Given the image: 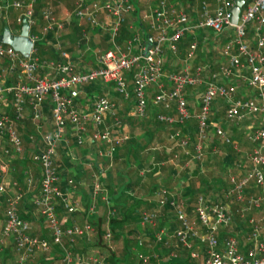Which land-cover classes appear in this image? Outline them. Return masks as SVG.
<instances>
[{"label":"built area","instance_id":"built-area-1","mask_svg":"<svg viewBox=\"0 0 264 264\" xmlns=\"http://www.w3.org/2000/svg\"><path fill=\"white\" fill-rule=\"evenodd\" d=\"M72 1L73 16L103 29L112 44V49L97 54L95 65L85 70H79L57 44L52 45L58 51L56 59L38 58L36 42L42 35L48 32L55 35L63 28L54 20L48 8L41 10L43 24L35 32V0H15L10 4L20 11L15 19L18 27L23 20L26 22V38L30 47L28 53L23 55L0 42V197H4L0 251L10 240L16 254L15 264H30L35 254L50 248L46 239L29 235L30 224L18 214L17 206L22 193L9 178L14 169L12 160L24 152V142L18 129L26 119L32 122L39 137L37 145L35 133L27 137L29 143L34 144L31 160L40 169L38 194L31 197L30 203L40 214L52 245L62 249L60 264H71L72 261L70 251L64 247L65 242L70 247L75 237L88 239L92 236L94 230L89 222L84 221L81 226L72 224L63 227V221L56 214L57 202L62 204L66 213L83 209L82 203L74 197L78 182L70 178L60 179L57 150L61 147L67 151L70 138L77 145L86 140L96 143V155L111 158L115 145L126 139V136L114 134L120 126V119L116 105L108 94H87L83 89L99 83L111 84L113 91L129 101L128 117L145 118L147 105H151L174 110V115H156V120L166 127L192 121L195 133L190 154L185 150L188 137L179 136L177 130L168 137L195 161L201 160L203 143L208 138L211 141L217 138L224 144H230L236 152L239 151L221 128L220 120L210 119L214 99L220 98L225 104L223 118L226 122L238 126L246 120H257L256 124L250 122L244 126L245 137L253 147L248 152H242V158L234 163L235 173L227 176L228 185L222 193L223 200H211L199 192L194 195L193 203L187 210L178 202L174 192L160 188L153 192L154 203L158 210L164 208L171 212L170 218L177 223L176 228L165 235L163 227H156L155 211H143L140 224L155 229V243L167 247L174 240L175 246L186 251L190 258L199 259L198 264H264L263 224L252 216L245 219L250 229L242 236V241L248 244L249 258L239 253V241L235 235H226L219 240V234L234 222V213L229 209L227 199L237 203L245 201V208L255 209L264 199V195L245 194L249 184L264 193V0H246V3L243 0V7L234 24L230 23L229 9L235 0H214L212 10H209L207 0H200L198 21L194 23L185 10L174 9L166 0H160L148 15L142 16L148 19L149 44L142 45L137 37H132L126 42V51L121 50L114 39L124 17L132 8L131 0ZM6 8L7 5H0V10ZM98 13L103 15L104 20H97ZM194 28H205L215 35L229 30L228 38L221 41L217 51V69L208 74L204 67L165 71L164 50L175 54L178 40ZM133 45L138 46V51L132 52ZM195 47L194 41L189 42L188 59H192ZM232 76L240 78L247 85L252 91L250 97L236 96L237 87L223 82ZM151 90L148 99L147 93ZM187 90L198 91L195 111L188 107L185 97ZM80 95L84 96L85 108L77 106ZM47 106L49 129L41 132L40 122ZM97 144H104L105 148L100 149ZM216 152L219 150L213 146L210 154L215 155ZM25 182L30 185V178L25 176ZM90 199L91 204L82 210L86 214L94 213L92 201L102 199L109 203L97 180L92 183ZM245 208L235 210L239 218L243 217ZM101 238L107 242L110 232L105 231ZM195 246L201 248L202 255L195 250ZM156 256L152 254V257ZM168 256L175 258L176 253L170 251ZM90 261L91 264H99L95 263L96 260ZM81 263L87 262L80 260L74 264Z\"/></svg>","mask_w":264,"mask_h":264},{"label":"crops","instance_id":"crops-1","mask_svg":"<svg viewBox=\"0 0 264 264\" xmlns=\"http://www.w3.org/2000/svg\"><path fill=\"white\" fill-rule=\"evenodd\" d=\"M13 1L15 0H0V5H7L6 10L5 9L0 10V34L2 33L4 27L7 28L10 36L11 35L16 36L20 34L21 26L18 27L17 23L15 22L16 16L18 15L20 11L10 6V4ZM22 1H26V0H22ZM35 1H38V2L40 1V3L44 2V4H43V7H41V9L39 10L38 14H36V16L33 15L36 21V25H34V31L36 32L38 29H40V27L43 24V21L40 19L41 10H43L44 8H48L51 12V15L54 17V20L57 23L62 24L63 28L55 35L51 32H48L42 36L45 37L47 34H49L50 40L48 39V41L46 42L47 45L48 44L50 45V43H51V46L57 44L60 50L63 51L68 56L69 60L73 62L79 70H85L86 68L93 67L95 65L94 61H95V56L97 54L101 53L102 51L112 49V44L108 39V35L103 29H100L99 27H96V26H91L86 21L76 19L73 16L72 14L73 1L72 0H35ZM158 1L160 0H149L148 1L149 3L145 2L147 4L145 5L143 0H132L131 2L132 8L130 12L124 17V21L119 26L118 33L114 39V43L121 50L126 51V42L129 41L132 37H137L138 40L142 43V45L144 43H148V39H149L148 19L147 17L144 19L143 17L140 18V16L141 14H143L142 16L148 15L151 12V10L155 7V5L158 3ZM166 1L168 2L169 5H172L174 9H183L185 10L187 14L190 13L191 15L190 18L192 20L191 21L192 23L196 22V20L198 21V14L200 12V0H166ZM207 1L210 4L209 10H212L215 7L214 0H207ZM138 7H139V10L137 11L136 9ZM12 17L14 18L12 20H9ZM134 17H138L141 24H138V19ZM96 18L98 21L104 20L103 15L101 13H98ZM206 31L207 30L205 28H194L190 32L187 33L191 41H194L196 44L195 50L193 51L192 59L187 58L189 50H188V44H186V42L184 45L181 42L177 43V51L175 54H172L170 53V51H168V49H165L164 50V54H165L164 70L167 72H173V71L183 70L188 67L191 70L194 69L195 67H204L206 74H208L209 72L215 71L218 66L217 62H218L219 57L217 60H215V53H213L212 51L213 46H212V49H210L211 47L209 45L211 42L213 43V40H210L208 38V31L209 32L211 31L210 30H208L207 32ZM17 32L19 34H17ZM228 35H229V30L226 29L221 35L222 40L216 43V46L218 48H219V45L221 44V41H226V39L228 38ZM138 49L139 48L136 45L131 46L132 52H136L138 51ZM54 51H56V55H53L48 52L46 53V55H44L45 57H39L38 55L37 56L38 58L45 59V60L56 59L58 51L56 48H54ZM129 76H130V73L127 76L128 79H129ZM223 82L229 83L237 87L236 96L241 94V95H244L245 97H250L252 95V91L247 87V85L243 81H241L240 78L232 76L229 79L223 80ZM100 85L101 86L99 88V91H97L96 89H92L91 91H85V87L83 89L87 94H95V93L96 94H104V93L108 94V96L113 100V102L116 105L117 116L120 119V126L115 129L114 134L117 136H126V139H127V135L119 131L123 127V125L126 127H129V124L121 122L123 118L125 120L128 117L126 116V112L128 109L127 107L128 102L123 100L119 94L113 91L111 84H105V85L100 84ZM244 87L246 90L244 89ZM149 92L147 93V98L150 97L148 96ZM189 94L188 95L186 94L187 97L189 96ZM76 103H77V106L80 108L86 107L84 96L82 95L78 97ZM158 108L159 110H161L160 113L162 114L174 115V110L172 108H165L162 106H158ZM223 110L221 111V113L223 112ZM48 118H49V110L47 106L46 109H44V118L40 122L41 132L42 131L45 132L49 129V124H48L49 119ZM222 118H223V115H222ZM250 122H253L256 124L257 120L253 119V121L250 120L248 123ZM221 128L223 130L225 129L224 123H221ZM193 129H194V126H193ZM18 130H19L21 139L24 142V152L27 153L28 155L27 157L31 158L34 144L29 143L28 141L27 145L25 146V143H26L25 139H27L30 133H35V145L38 144L39 137L38 135H36V130L34 129V125L32 124L30 120L26 119V120H23ZM176 130L178 131L179 136L184 135V132H182L180 129H176ZM176 130L171 131L169 129V132L166 133V135L168 136L169 134L174 133ZM192 137L194 140V135ZM231 137L236 138L237 136L232 135ZM177 139L178 137L175 138V140ZM239 139L236 138L237 141ZM125 140L121 141L119 144H116L115 150L117 147H120L124 143ZM245 140L247 141L246 137H245ZM211 142H212V145H215V146L218 145L217 143L213 144V141ZM193 143L194 141L191 143L190 151L185 149L189 154L191 153ZM248 143L250 146V149H249L250 151L253 145L250 142ZM95 144L89 143L88 141L85 140L80 145H77L75 142L72 141V138H70V142L67 146L68 148L67 151L66 149L61 148V147H59V149L57 150L59 154L57 158L58 165L60 161L59 160L60 156H62V153H65V155L63 154L64 155L63 157H65V161L64 163H62V167L61 168L59 167L60 179L63 180L66 178H70L78 182L76 191L74 193V197L79 202L82 203V208L84 210L86 209V207H88V205L91 204L90 194H91V189H92V183L94 182L95 179L99 183H100L99 179H102V178L105 179L107 172H110L109 170L114 164V163H111V158H104L103 156L96 155V150H95L96 145ZM97 146L100 149L105 148L104 144H97ZM175 147L178 150H174L175 148L172 145L170 146V150H174V151H170V153L172 152V158L173 156L176 157L177 153L181 154L180 153L181 151L182 155H188V158L186 159H190V155L184 153L183 149L177 146ZM187 147L189 148V146ZM165 151H166L165 153L167 154L169 152V149ZM74 152H76V154H74ZM149 158H144V163L147 164V168L143 167L142 169L138 171V176H140L141 178H144L146 172H148V170L150 169L149 165H151V162H152L151 155H149ZM105 159H107V162H106L107 164L104 161ZM76 160H79V162H75ZM219 160L220 158L215 159L214 163L215 165H219L221 167L222 164L219 163ZM83 161H85V163L92 162L93 163L92 168L94 172L91 171V173H87L88 171L83 169L80 165V163ZM161 162L159 163L161 164ZM115 163H116V166L114 167L116 168L117 166L118 167L124 166L122 164L121 158H118V160ZM144 163H143V166H144ZM12 165L14 169H13V172L10 173L9 178L11 179V181L13 180V182L16 183L15 188H19V190L22 193V198L25 195H29L28 197H26V201H22L23 202L22 208H20L22 203L19 202L17 206L18 214L22 218L26 219L28 223L30 224V228L28 231L29 235L46 239V237L48 236V232L46 231L44 227L42 218L40 214L38 213V211L35 209V207L30 203L31 197L38 194L40 177H38L37 173L34 174V172H32L31 169L28 167V165L25 163L23 153H22V156L15 157L12 160ZM192 170H196V167L194 166ZM23 171L26 172V175L24 174ZM191 171L189 173L187 172L186 178L191 177L193 175V174H190ZM19 172H21L22 174V182H20V179H19L21 177L19 176ZM141 172H143L142 175H140ZM158 175H161V173L156 172L153 175V178L159 177ZM25 176L30 178V181H31L30 185L26 184ZM165 179L164 180L156 179L153 182L157 185V188L159 187L164 188L162 186H163V182L165 181ZM83 182L88 183L86 185V189L88 190L83 189L85 188ZM142 185L143 183L142 184L140 183L137 186L135 185V186L130 187L127 190V193H129L133 197H140L142 200H144L143 197L145 195L152 196V193L157 189L155 188L149 194H146V191H144V193L141 194L139 190L143 189V187L147 188L148 186V185H145V186H142ZM103 192L105 193L106 201H109V203L107 202L108 204H106L102 199H97L95 201H92L94 205V213L92 214H86L85 211H82L83 209L76 210L73 213H66L63 210L62 204L60 202H57L56 214L63 221V227H69L72 224H77L81 226L84 223V221H87L92 225L93 230H94L92 236L89 237L88 239H86L85 237L84 238L75 237L70 247L67 244V242H65L64 247L70 251V255L72 259L71 264H74L75 262L79 263L80 260L82 262L83 260L87 262V263H81V264H91L92 263V261H90L91 259L96 260L97 262L95 263L106 264L110 259L109 258L110 254L114 255V257L117 259L124 255H127L128 257L126 258L127 259L129 258V260L132 261V264H191L193 262L194 259L190 258L186 251H183L184 252L183 255L178 253V255L176 254L175 258H169L168 254L162 248L164 246H162L159 243L154 242L153 235H154L155 229L149 227L148 225H141L140 219L136 225L125 223L122 226L123 236L119 239H113L112 234L109 230V220L111 217L115 216L116 211L112 205H109L112 203V199L108 195L107 190L103 188ZM257 195L262 196L264 195V193H262L260 189L257 188ZM150 197L145 199V201L152 202L153 206L150 208H147V207L142 208V209L140 208L139 216L141 215L143 211H147V212L155 211L156 213L157 211H160V213L157 214V226L156 227H163L165 229V235L170 234L172 230L176 228L177 223L174 222L172 218H169V216H167L168 211L166 209L162 208L158 210L156 208L154 201H152L153 199ZM3 199L4 197H0V225L3 221V204H2ZM263 206H264V201H263ZM258 209H260V206L259 208H256V209L252 208V210H258ZM111 210H112V214L110 215ZM248 217H250V214L247 215V218ZM160 221H162L161 225H159ZM235 223L240 225L241 227H238L236 232H233L230 229L229 230L226 229L225 231L219 234V240L226 235H234L236 233L238 234L246 233L250 229L248 224L242 223L240 219L238 220L235 219ZM241 224H244V225H241ZM132 227H135L134 231H131ZM99 228L102 230V233L98 236L97 232ZM105 231L110 232V238L107 242H105L101 238V236L103 235ZM262 237L264 238V234ZM97 238H98V241L95 242ZM125 240H127L126 241L127 243L126 249H128L127 254H124V250H123V244ZM135 240L137 241L138 245L135 244L136 243ZM112 241L118 242V243L115 242L117 244L116 249L112 248V246L109 244V242L111 243ZM199 248L200 247H198V250ZM238 249H239V253L242 254L245 258L250 257L247 252L248 244L242 241V245L239 244ZM170 251H173V250H167V252H170ZM152 254H156L157 256L152 257ZM164 254H166L165 258H163ZM61 256H62V249L59 248L57 245H51L48 251H45V252L39 251L37 254H35L30 264H60ZM15 259H16V254L14 252L13 244L10 240H7L5 242L3 249L0 251V264H15Z\"/></svg>","mask_w":264,"mask_h":264},{"label":"trees","instance_id":"trees-1","mask_svg":"<svg viewBox=\"0 0 264 264\" xmlns=\"http://www.w3.org/2000/svg\"><path fill=\"white\" fill-rule=\"evenodd\" d=\"M245 3H246V0H245ZM43 4L44 2L40 3V1L34 2L33 4V15L34 16L38 14L41 7H43ZM136 10L138 11L139 7ZM134 18L138 19V17H134ZM138 24H141L139 19H138ZM48 39L50 40L49 34H47L43 38H40V40L36 42L37 55L39 57H45L44 55H46V53L48 52L53 55H56V51H54V48L51 46V43L50 45L49 44L47 45L46 42L48 41ZM188 40L191 41V39L188 37L186 33L183 35V37H181L178 40V43L181 42L184 45L186 42V44H189L190 41ZM100 86L101 85L99 83H93L88 86H85V91H91L92 89H96L97 91H99ZM214 106L218 107L216 111H213ZM224 107H225V104L222 102L220 98L214 99L212 102V106H211L210 119L216 120L218 119L217 117H219L220 115L222 116L223 112L221 113V111L224 109ZM160 112L161 110H159L158 106L147 105V115L145 118L137 119V120L135 119L136 121H134L133 117H127L125 120L123 118L121 122L129 124L131 131L127 139L124 141V143L120 147L116 148L114 154L111 157V163H115L118 160V158H121L122 164L124 166L122 167L117 166V168H115L113 171V175L110 172H107L105 179L103 178L99 179L101 183V187L106 189L108 192V195L111 197L112 206L116 211L115 216L111 217L109 220V230L112 234L113 239H119L123 236L122 226L125 223H130L133 225H136L138 223L140 219V216H139L140 208L141 209L146 208V207L150 208L153 206L152 202H149V201L147 202L145 200H142L140 197H133L129 193H127V190L130 187L135 186V185L137 186L141 183L142 178L138 176V171L143 168V163H144L143 157L144 156L141 155L143 150L149 148L150 142L153 141V138L156 135L163 132L165 128H169L171 131L180 129L182 132H185L188 130V132L191 135V136L189 135L190 142L192 143L194 141L192 136L195 133V130H194L195 127L193 129L194 123L192 121H186L184 124L180 126L172 125L171 127H166L165 124L156 120V115ZM135 130H137L138 133H143L145 135L144 141H141L136 137L135 134L137 132H134ZM235 139H236L235 137H230L231 141ZM25 141H26L25 143V146H26L28 139H25ZM215 143H217L219 146H221L224 149V155L220 158L219 163L221 164L226 163V162L231 163L236 155L233 152L231 145L224 144L222 141H219V139L217 138L213 140V144ZM221 144H223V146ZM149 149L150 151L147 153L148 155L152 156V162H151V165H149L150 169L145 174L146 179L148 181L144 183L148 185L147 188H145L146 194L151 193L155 188H157V185L153 181H151L153 178V175L156 172L163 173L166 176L165 177L166 179L163 182L162 187L170 190L171 186H170V183L168 182L174 179L176 175V169L170 164L169 165L165 164V162L169 156L170 157L172 156V152L171 154L169 152L166 154L164 152L163 147H160V149H157V147L149 148ZM23 154H24L25 163L28 165L31 171L34 172V174L37 173L38 177H40V169H39L38 164L32 161L30 157H27L28 155L26 152H23ZM178 157L180 158V162H183L186 160V158H188V155L181 154L180 156H177V158ZM214 157L215 155H211V158H214ZM104 161L106 163L107 159H105ZM159 162H161V164ZM196 173H197V169L192 170L190 174L196 175ZM183 174H184L183 175L184 178L186 179V182L189 181L191 177L186 178L187 173H185V170L183 171ZM19 176H21L19 179H20V182H22L21 172H19ZM200 182L204 184L202 180ZM144 184L142 186H144ZM221 185L224 186V184L222 183ZM187 186L188 187L184 189L185 191L183 192L181 198H183L184 196L193 194L194 187H193V183L191 180L189 181V184ZM28 196L29 195L23 196L22 200L20 201L22 203L20 208H22L23 206L22 201H26V197ZM161 222L162 221L159 222V225H161ZM134 229L135 227H132L131 231H134ZM101 233H102V230L99 228L97 235L99 236ZM46 239L48 240L49 246L51 247L52 243H51L50 237L47 236ZM97 241H98V238L95 240V242ZM126 241L127 240H125L123 244L124 254H127L128 252V249H126L127 248ZM135 242H136L135 244L138 245L136 240ZM126 257L128 256L124 255L117 259L114 257V255L110 254L109 255L110 259L106 264H132V261L129 260V258L127 259Z\"/></svg>","mask_w":264,"mask_h":264},{"label":"rangeland","instance_id":"rangeland-1","mask_svg":"<svg viewBox=\"0 0 264 264\" xmlns=\"http://www.w3.org/2000/svg\"><path fill=\"white\" fill-rule=\"evenodd\" d=\"M143 1H144V3L145 2L149 3L148 2L149 0H143ZM146 3H145V5H147ZM142 15L143 14H141L140 18L142 17ZM188 15H189V17H191L190 13ZM13 18L14 17L10 18L9 20H12ZM206 30L208 31V29H206ZM208 38L210 40H213V43L211 42L209 45L211 47L210 49H212V46H213V50L212 51H213V53H215V60H217L219 55H218V52H217L218 51V47L216 46V43L218 41L222 40V37H221V35H215L214 33H211V32L208 31ZM35 47H36V44H35ZM36 49H37V47H36ZM244 89H245V87H244ZM245 90H244V92H245ZM150 92H149L148 96H150V94H152V90ZM186 94L187 95L189 94V96L187 97ZM197 95H198V91H194V90H187L186 93H185V97H187L186 98L187 104H188V107H189V109L191 111H195L196 110ZM239 95H241V94H239ZM127 102H129V101H127ZM217 108L218 107L214 106L213 111H216ZM217 118H220L219 119L220 123H224V126H225L224 130L227 132V135H228L229 138L232 135L237 136L236 138H238V139L240 137V139L238 141L236 139L232 141V142H234L233 144L236 145V148L239 149V151L236 152L235 150L232 149L233 152L236 155H235V158L232 160L231 163L230 162L229 163H227V162L226 163H222L221 167L219 165H215V163H214L215 159H219V158H221L224 155V149L221 146H219V145H217V146L212 145L211 138L206 139V141H204V143H203L202 158H201L200 161H195L194 159H186L185 161L180 162V158L179 157L177 158V156H180L182 154V152L180 151L181 154L177 153L176 157L173 156V158H172V156H171V158L169 156L167 161L165 162V164H168V165L170 164L176 169V175H175L174 179L168 182V183H170V186H171V189L169 191L175 193V197L177 198L178 202L182 203V205L187 210H188V207H190L192 205V203H193L194 195L196 193H199V192L203 193L206 196H209L211 200H223V194L222 193L224 192V190L227 188V185H228V182H227L228 174L229 173H235V171H234V163H237L242 158V157H240L242 155V152H248L249 149H250L249 143L245 140V137H244L245 136V131H246L244 126L250 120H246L245 123L242 122L240 125H238L240 127H238V126H235V125H233V124H231L229 122H226L222 118L221 115L219 117H217ZM136 120H137V118H136ZM136 120L134 119V121H136ZM137 130L134 131V132H137L135 134L136 137L139 140L144 141L145 140V135L143 133H138ZM130 131H131L130 127H126V126L123 125V127L120 129L119 132H121L123 134H126L127 137H128L129 134H130ZM168 132H169V129L165 128V130L163 132H161L160 134L156 135L153 138V141L150 142L149 148H156L157 147V149H160V147H163L164 148V152H166L165 150L169 149V153H170V151L178 150L174 146V142L172 140H170L169 137L166 135V133H168ZM189 134L190 133L187 130V131L184 132L183 136H186L189 139ZM213 140L214 139H212V141ZM189 142H190V140H188V145H187V146H189V148L186 147V150H188V151H190V146H191V143H189ZM171 145L175 148L174 150H170V146ZM221 145L223 146V144H221ZM213 146H215L219 150V152H216L215 153V157L211 158L210 149ZM149 148L143 150V152L141 153V155L144 156L143 158H149V155H147L148 154L147 152L150 151ZM63 154L65 155V153H62V156H60V159H59L60 160L59 161V165H60L59 167L60 168L62 167V163H64V161H65V157H63L64 156ZM74 154H76V152H74ZM60 155H61V153H60ZM149 159H151V158H149ZM75 162H79V160H76ZM114 164L112 165V167L109 170L112 173V175H113L114 168H116V167H114V166H116V163H114ZM80 165H81V167L83 169L88 171L87 173H91V171L94 172V170L92 168V166H93L92 162L85 163V161H83V162L80 163ZM194 166L197 169V173H196V175L193 174L191 176V178L189 179V181L191 180L192 183H193L194 192H193L192 195H187V196H184L183 198H181L183 192L185 191L184 189H186V187H188L187 185L189 184V181L186 182V180H185V178L183 176L184 175L183 171L185 170V173H187V172L189 173L194 168ZM143 167L147 168V164L144 163ZM142 174H143V172H141L140 175H142ZM158 176L159 177H155L154 176L155 178H152L151 181H155L156 179L157 180H160V179L164 180L165 177H166L163 173H161V175H158ZM186 176H187V174H186ZM201 180L204 182V184H202L200 182ZM94 181H96V179ZM146 181H147V179H146V176H145L144 178H142L141 184L142 183L144 184ZM83 183H84V186H85V188H83V189H86V185L88 183L87 182L86 183L83 182ZM186 183H187V185H186ZM221 183L224 184V186H222ZM145 185H147V184H144V186ZM158 189H160V187L157 188L156 190H158ZM86 190H88V189H86ZM144 191H146L144 187H143V189L139 190V192H141V194H143ZM245 194H246V196L247 195L257 194V188L254 187L252 184H249V186L246 187V189H245ZM150 196L151 195H149V196L145 195L143 197V199L145 200V199L149 198ZM150 198H152L153 199L152 201H154L153 193H152V196ZM227 201H228L227 205H228L229 209L234 213V217H235L236 220L240 219L242 221V223L245 224V222H243V221H245V219L247 218V215L250 214V216H252L255 220H257L260 223H262L263 224V228L261 230V236H263V234H264V206H263L264 199L260 203V209H258V210H252V208H248V207L245 208L246 207L245 201L242 202V203H237V202H234V201H230L229 199H227ZM241 208H245L246 210L243 211V217L239 218L237 216V212H235V210L238 211ZM158 213H160V211H157V214ZM167 216H169V218H170L171 212L170 213L168 212ZM235 219H234L233 224H231V226L229 228H227L228 230L230 229L233 232H236L237 228L241 227L240 225L235 223ZM244 224H241V225H244ZM237 234L238 233H236L234 235L237 238V240L239 241V244L242 245V236L244 235V233L238 234V235ZM115 242H117V241H115ZM115 242L112 241L111 243L109 242V244L112 246V248L116 249L117 248V246H116L117 244ZM174 242H175L174 240H171L167 247H162L163 250L167 254H168L167 250H174L177 255H178V253L183 255L184 254V252H183L184 250L181 249L179 246H174L175 245ZM152 246H153V244H152ZM195 250L199 253V255L201 254V248H199V250H198V246H195ZM165 256H166V254L163 255V258H165ZM165 260H167V259H165ZM165 260H163V261H165ZM198 262H199V259L198 260L194 259L191 264H198Z\"/></svg>","mask_w":264,"mask_h":264},{"label":"water","instance_id":"water-1","mask_svg":"<svg viewBox=\"0 0 264 264\" xmlns=\"http://www.w3.org/2000/svg\"><path fill=\"white\" fill-rule=\"evenodd\" d=\"M243 0H235L234 4L230 7V23L234 24L237 19V15L240 12ZM26 22L22 21L21 31L19 35L10 36L6 27L3 28L2 33L0 34V42L10 45L15 50L19 51L23 55L28 53L30 43L26 38ZM149 43H147L148 45Z\"/></svg>","mask_w":264,"mask_h":264}]
</instances>
